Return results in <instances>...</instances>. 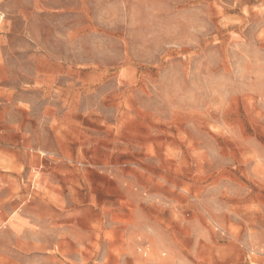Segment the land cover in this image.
<instances>
[{"label":"rangeland","instance_id":"374dc122","mask_svg":"<svg viewBox=\"0 0 264 264\" xmlns=\"http://www.w3.org/2000/svg\"><path fill=\"white\" fill-rule=\"evenodd\" d=\"M0 264H264V0H0Z\"/></svg>","mask_w":264,"mask_h":264}]
</instances>
